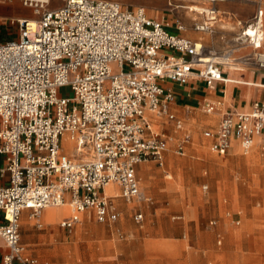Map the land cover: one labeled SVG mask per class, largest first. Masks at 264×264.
I'll list each match as a JSON object with an SVG mask.
<instances>
[{
	"label": "built area",
	"instance_id": "built-area-1",
	"mask_svg": "<svg viewBox=\"0 0 264 264\" xmlns=\"http://www.w3.org/2000/svg\"><path fill=\"white\" fill-rule=\"evenodd\" d=\"M201 1L209 4L194 10L202 18L193 28L212 33L222 13L212 4L216 0ZM21 2L38 17L18 19V37L0 43V153L9 174L8 184L0 186V237L8 249L2 264H39L20 240L24 210L41 227L44 208L68 201L71 214L60 226L71 229L84 212L99 222L116 221L114 198L150 199L141 190L138 165L152 160L163 166L170 141L183 154L192 140L188 131L174 138L160 127L161 119L176 120L173 93L161 81L183 85L199 78L213 86L227 80L224 69L237 61L264 69L260 8L237 22L231 46L216 50L169 32L168 21L149 17L141 6L116 0H64L53 8L46 7L50 0ZM243 47L250 51L236 57ZM63 86L73 95H61ZM222 106L221 100L204 105L206 113L221 110L217 127L202 130L209 149L219 155L234 144L249 150L264 131V103L246 111ZM109 183L118 185L120 195L106 194ZM133 217L140 222L143 214Z\"/></svg>",
	"mask_w": 264,
	"mask_h": 264
},
{
	"label": "rangeland",
	"instance_id": "rangeland-1",
	"mask_svg": "<svg viewBox=\"0 0 264 264\" xmlns=\"http://www.w3.org/2000/svg\"><path fill=\"white\" fill-rule=\"evenodd\" d=\"M15 1L28 17H38L32 6ZM63 2L50 0L46 7ZM186 11L174 10L189 25L191 14ZM110 66L118 71L117 64ZM59 91L73 95L69 86ZM202 115L201 108L183 109L177 112L178 119L166 122L174 138L188 131L192 140L183 154L176 153L175 140L170 141L163 166L143 162L149 167L143 172L141 163L137 176L149 200L114 198L116 221L99 222L91 214L71 229L61 227V219L38 227L22 216L20 240L41 264H264V151L259 145L264 136L256 140L253 150L234 146L219 155L202 136ZM136 211L143 214L140 222L133 217ZM211 219L216 223L210 225Z\"/></svg>",
	"mask_w": 264,
	"mask_h": 264
},
{
	"label": "crops",
	"instance_id": "crops-1",
	"mask_svg": "<svg viewBox=\"0 0 264 264\" xmlns=\"http://www.w3.org/2000/svg\"><path fill=\"white\" fill-rule=\"evenodd\" d=\"M0 43L7 40L15 39L18 37V25L17 20L22 18H28V13L22 8V6L14 0H0ZM191 3H207V1L201 0H188ZM11 2V3H10ZM124 7H137L141 6L149 12H156L154 16L148 15L154 19L166 20L170 23L168 28L174 29V34L185 36L194 40L200 41L206 48H213L216 50H223L233 44V37L236 31L239 29L238 21L246 22L252 18L257 9L262 10L263 19V31H264V4L263 0H216L212 4L222 13L221 17L229 20L222 21V18L215 25V29L212 33L197 31L193 28L196 21H199L202 16L198 15L194 11H189L191 15V23L188 25L181 20L174 10L178 8H185L186 4H179L174 0H167V7L165 6V0H123L119 1ZM209 4V2H208ZM262 47L264 49V36L262 41ZM249 47H243L235 53L236 57H240L243 53L249 52ZM233 70V71H232ZM244 73V74H243ZM224 77L226 81H218L213 86H207L203 80L199 78H192L186 84L178 85L167 79L161 81L162 85L171 89L173 93V102L170 104V110L177 117V112L183 109H202L204 115L201 120L204 124V128H216L221 116V110H215L211 113L204 111V105L206 102H212L221 100L223 103L222 110H240L246 111L256 102L264 103V69H259L253 65L241 66L237 61L234 67H227L224 69ZM227 75V76H226ZM230 76H235L236 79H230ZM251 79V83L240 81V79ZM261 81V82H260ZM257 82H259L257 84ZM164 119L160 120V127L167 128V124ZM166 124V125H165ZM174 127V126H173ZM203 128V129H204ZM169 131V130H168ZM174 132L176 130H173ZM170 132V131H169ZM171 133V132H170ZM173 135V134H172ZM264 136V131L255 137L261 138ZM256 142V141H255ZM238 144H234L236 146ZM259 145H264V141ZM233 146V147H234ZM260 146V147H261ZM232 147V148H233ZM231 148V149H232ZM230 150V149H229ZM6 166V157L0 153V186L7 185L9 181V174L4 169ZM141 164L138 165L137 171L140 169ZM117 201L121 202L122 198L117 197ZM117 203V202H116ZM70 213L68 216H70ZM29 216V210H24L22 216ZM90 212H84L81 214L80 221L84 216H90ZM67 216V215H66ZM62 217L60 222L66 218ZM67 216V217H68ZM2 221V213L0 211V222ZM40 221L45 223L41 218ZM79 221V222H80ZM34 225L35 221L33 222ZM41 226V227H42ZM75 226V225H74ZM73 226V227H74ZM20 231V230H19ZM22 242V241H21ZM23 243V242H22ZM28 254L29 249L25 243H23ZM8 251L4 241L0 237V264L1 258L4 253ZM32 255V254H31ZM34 256V255H33ZM36 257V256H34ZM37 258V257H36ZM38 259V258H37ZM39 264L40 261L38 259Z\"/></svg>",
	"mask_w": 264,
	"mask_h": 264
},
{
	"label": "bare ground",
	"instance_id": "bare-ground-1",
	"mask_svg": "<svg viewBox=\"0 0 264 264\" xmlns=\"http://www.w3.org/2000/svg\"><path fill=\"white\" fill-rule=\"evenodd\" d=\"M183 7H185L189 11H194V10L201 11L203 9V6L200 5V4H198V3H189V4H186ZM36 19H37V17H34V16L28 17V20L30 22H34ZM230 79L235 80L236 78H235V76H230ZM236 80H239V79H236ZM240 81H242V83L243 82L251 83V79H248V78L247 79L246 78L245 79H240ZM258 83L259 82H257V84ZM257 139H259V138H257ZM70 142L72 143V141H70ZM238 146L239 145H236L234 147V149H237ZM255 146L256 145H255V142H254L253 146L249 150H247V151L253 150ZM63 147H64V149H68V146L66 145V143H64ZM142 170H143V172H148L149 171V167L146 164L142 163ZM168 177H172V176L169 175ZM105 192L108 195H114V194L115 195H119L120 194V189H119V187H118L117 184H115V183H109V184H107L105 186ZM127 204H129L127 207L130 208V203H127ZM70 211L71 210H70L69 203H68V201H66V202L62 203L61 205H59V206H53V207H46V208H44L42 210V212H41V219L45 223H47V224H53L58 219H61L62 217L66 216V215L68 216V214L70 213ZM28 218H29V223H33L34 222V219L32 217H30V215L28 216ZM88 224H91V223H88Z\"/></svg>",
	"mask_w": 264,
	"mask_h": 264
}]
</instances>
